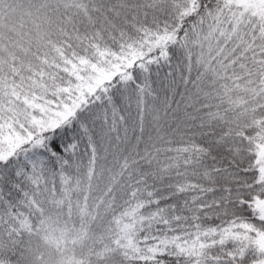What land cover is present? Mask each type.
I'll list each match as a JSON object with an SVG mask.
<instances>
[{
  "label": "snow or ice",
  "instance_id": "snow-or-ice-1",
  "mask_svg": "<svg viewBox=\"0 0 264 264\" xmlns=\"http://www.w3.org/2000/svg\"><path fill=\"white\" fill-rule=\"evenodd\" d=\"M0 264H264V0H0Z\"/></svg>",
  "mask_w": 264,
  "mask_h": 264
}]
</instances>
